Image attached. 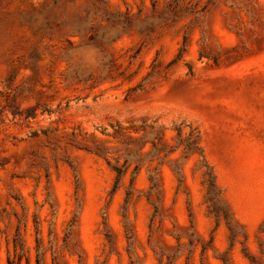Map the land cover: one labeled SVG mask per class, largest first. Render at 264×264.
Here are the masks:
<instances>
[{
    "label": "rangeland",
    "instance_id": "obj_1",
    "mask_svg": "<svg viewBox=\"0 0 264 264\" xmlns=\"http://www.w3.org/2000/svg\"><path fill=\"white\" fill-rule=\"evenodd\" d=\"M0 264H264V0H0Z\"/></svg>",
    "mask_w": 264,
    "mask_h": 264
},
{
    "label": "trees",
    "instance_id": "obj_2",
    "mask_svg": "<svg viewBox=\"0 0 264 264\" xmlns=\"http://www.w3.org/2000/svg\"><path fill=\"white\" fill-rule=\"evenodd\" d=\"M188 144L185 148L187 156H190L194 153V151H199L200 155V166L199 171L201 170V176L203 179V184L206 186V193H205V204L207 205V208L209 212L215 217L219 218V211L221 207V197H220V191L217 188L216 185V178L215 174L213 172L212 167L205 159L202 152L199 150L198 147V138L196 137L194 140L190 141L188 140ZM249 257V256H247ZM252 263H254V260L249 257Z\"/></svg>",
    "mask_w": 264,
    "mask_h": 264
}]
</instances>
